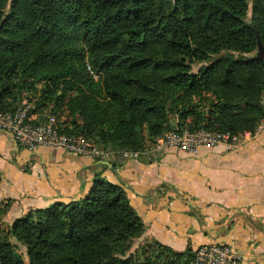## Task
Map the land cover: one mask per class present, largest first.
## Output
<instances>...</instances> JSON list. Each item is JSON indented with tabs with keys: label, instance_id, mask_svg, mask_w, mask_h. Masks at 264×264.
Instances as JSON below:
<instances>
[{
	"label": "trees",
	"instance_id": "obj_1",
	"mask_svg": "<svg viewBox=\"0 0 264 264\" xmlns=\"http://www.w3.org/2000/svg\"><path fill=\"white\" fill-rule=\"evenodd\" d=\"M247 10L248 0H0V111L44 81V102L76 93L67 105L82 122L57 121L59 131L106 150L142 148L144 129L174 128L168 105L194 98L207 107L190 130L253 131L264 118V59L244 52L264 47V0H253L249 22ZM196 62L207 64L194 73ZM89 88L106 99L111 124ZM143 232L124 188L95 175L78 198L15 219L0 236V264H187L188 250L158 241L128 254Z\"/></svg>",
	"mask_w": 264,
	"mask_h": 264
},
{
	"label": "crops",
	"instance_id": "obj_2",
	"mask_svg": "<svg viewBox=\"0 0 264 264\" xmlns=\"http://www.w3.org/2000/svg\"><path fill=\"white\" fill-rule=\"evenodd\" d=\"M95 175L124 188L144 224L142 238L176 252L218 242L264 264V129L236 150L167 149L151 162L28 151L0 131V200L12 201L5 221L78 198Z\"/></svg>",
	"mask_w": 264,
	"mask_h": 264
},
{
	"label": "built area",
	"instance_id": "obj_3",
	"mask_svg": "<svg viewBox=\"0 0 264 264\" xmlns=\"http://www.w3.org/2000/svg\"><path fill=\"white\" fill-rule=\"evenodd\" d=\"M264 104V103H263ZM29 106H17L12 111H0V131L10 134L14 142L21 148L34 151L38 147L59 149L76 155L96 158L103 152L91 141L81 135H66L59 131L54 117L45 123H34ZM264 129V118L259 121L253 131L239 133L217 132L212 130L169 131L151 151L134 152L132 156H160L167 149L195 154L199 147L222 145L225 150H236L253 134ZM191 264H255L244 261L234 253L230 246L218 242L201 244L192 250Z\"/></svg>",
	"mask_w": 264,
	"mask_h": 264
},
{
	"label": "rangeland",
	"instance_id": "obj_4",
	"mask_svg": "<svg viewBox=\"0 0 264 264\" xmlns=\"http://www.w3.org/2000/svg\"><path fill=\"white\" fill-rule=\"evenodd\" d=\"M165 1H167V0H165ZM252 5H253V0H248V10H247V15H246V21L247 22L251 21V19H252V15H253ZM233 53L236 55L239 54V52H237V51H233ZM255 54H259L261 56V58L264 59V53L262 55V49L261 48L256 47L251 52H244V55H246V56L255 55ZM206 64L207 63H204V62L193 63V64H191V71L194 73H197L199 71V69ZM85 70H86L87 74L90 77H92L93 81H97V79H98L97 75L91 70V68H89L87 66V64H85ZM46 84H47L46 82L41 81V82L35 83L33 85V87L26 88L25 90H23L19 96L20 102L17 105L18 106H20V105L21 106H29L31 111L34 110V112H31L34 123H39V122L45 123L52 116V117H54L56 124H57V121L61 122V123H63V126H65L68 130L71 129V123L72 122L75 121L76 123L80 124L82 122L81 113L78 111L71 112L70 108L67 105L68 102L76 96V93H70V94L66 95L62 101L63 102L62 105H60V103L57 104V102H56V95L59 94V92H61L60 89H58V90H56L55 95L53 94V97L50 101L44 102L42 94L46 90V87H45ZM82 92L85 94H89V93L91 94V97H93L94 102L99 106L97 114H99V111H100L104 115L107 123L111 124L113 122L112 110L110 109L109 105L107 104L106 99H104L102 96H99L96 92H94L93 88L85 89ZM262 103H264V99L262 100ZM206 107H207V102L202 100V99H199V98H194L189 103L179 104V107H177V108H174V107H171L168 105L167 106L168 121L171 125V128H173V127L174 128L167 130V131H164L157 136L150 135L148 133V131L146 129H144L143 135H144L145 139L143 142V147L140 149H135V150H131V149H123V150H115V149L112 150L111 149L110 150V149H107L106 150V149L102 148L101 146H97L92 140H90L84 136L83 137L86 140L91 141L98 149H100L103 152L102 156L96 157L95 159H97V158L100 159V158L107 157L109 155H113L115 157H119V159H121L123 161L143 160L144 162H151L153 160L159 159L164 154V152L160 156L153 155L149 158L144 156V155H141L138 158H134L132 156V154L134 152H140V151H151L158 144V140L160 138H163V136L166 133H168L169 131H180L181 132V131L187 130V131L196 132L199 130H203V129L190 130L185 125H187V124L194 125V123H196L197 120H200L201 116H204L206 113ZM172 108H173V110H172ZM191 110H195V112H189ZM180 112L183 113L182 114L183 116L180 115ZM193 113H199V117H196V115ZM178 123L179 124L182 123L184 125L177 127L176 125H178ZM197 124H199V122H197ZM57 126H58V124H57ZM204 130H209V128L204 129ZM2 132L8 134L5 131H2ZM8 135L10 136V134H8ZM11 202L12 201L10 199H7V198L0 200V223H1L0 224V236L1 235H7L9 228H10L11 224L13 223V221L8 222V221L4 220L5 214L7 213ZM143 227H144V224H143ZM144 232H145V227H144ZM144 232L139 238L132 241L128 254L131 252L140 253V251H141L140 249L141 248L145 249L144 247H148L147 250L154 249V247H152L153 246L152 242L156 241V240L148 239V238H142L144 235ZM10 241L13 245H15V247H17L18 252L21 254L23 260L26 261L25 249L21 246H18V244H16L14 238L10 237ZM187 250H188V253H186L185 257H183L182 262L187 263V264H191L190 259L192 258V255H191L192 250H190V249H187Z\"/></svg>",
	"mask_w": 264,
	"mask_h": 264
},
{
	"label": "water",
	"instance_id": "obj_5",
	"mask_svg": "<svg viewBox=\"0 0 264 264\" xmlns=\"http://www.w3.org/2000/svg\"><path fill=\"white\" fill-rule=\"evenodd\" d=\"M258 48H261L262 49V55H263L264 48L262 46H260V45H258Z\"/></svg>",
	"mask_w": 264,
	"mask_h": 264
}]
</instances>
